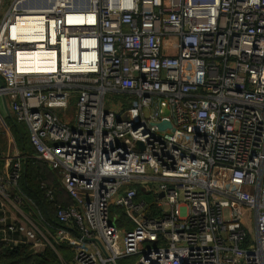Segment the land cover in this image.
<instances>
[{"label":"built area","instance_id":"built-area-1","mask_svg":"<svg viewBox=\"0 0 264 264\" xmlns=\"http://www.w3.org/2000/svg\"><path fill=\"white\" fill-rule=\"evenodd\" d=\"M5 4L0 98L73 203L27 212L16 147L4 239L57 264H264V0ZM37 50L57 68H18Z\"/></svg>","mask_w":264,"mask_h":264},{"label":"trees","instance_id":"trees-1","mask_svg":"<svg viewBox=\"0 0 264 264\" xmlns=\"http://www.w3.org/2000/svg\"><path fill=\"white\" fill-rule=\"evenodd\" d=\"M14 123V124H13ZM11 127L16 132L20 139L21 149L27 155L34 153V148L30 143L29 135L26 132L24 124L14 120ZM21 134V138L19 136ZM20 179V189L27 196L37 202L40 208L48 206L52 213L58 204L68 206L73 203L72 198L63 187L60 178L54 169H51L48 164L37 162L33 158H28L23 162ZM52 191L56 198L50 199L48 192ZM139 197L148 198L142 191L139 192ZM25 206L27 212L30 211ZM17 238L16 234H13ZM58 259L56 253L51 249H46L41 252H35L30 244L13 243L4 239L0 225V264H57Z\"/></svg>","mask_w":264,"mask_h":264},{"label":"bare ground","instance_id":"bare-ground-1","mask_svg":"<svg viewBox=\"0 0 264 264\" xmlns=\"http://www.w3.org/2000/svg\"><path fill=\"white\" fill-rule=\"evenodd\" d=\"M29 24L27 26H29ZM44 54L45 52L39 50L20 52L18 56V68L28 72H47L48 70H55V68H57L56 52H46L48 60L45 58Z\"/></svg>","mask_w":264,"mask_h":264},{"label":"crops","instance_id":"crops-1","mask_svg":"<svg viewBox=\"0 0 264 264\" xmlns=\"http://www.w3.org/2000/svg\"><path fill=\"white\" fill-rule=\"evenodd\" d=\"M0 103L1 104H3V108H4V111H2L1 109H0V129H1V127L3 126L2 124H4L5 123V125L7 126V125H12V124H10L11 123V120H12V123H13V121L14 120H16V114H15V112H13L12 110H11V107H9L7 104H5L4 103V100L2 99V98H0ZM1 104H0V106H1ZM14 124V123H13ZM8 127V126H7ZM26 127V132L28 133V128H27V126H25ZM13 131V133H14V135H16V133L14 132V129L12 130ZM7 132L9 133L10 132V130H7ZM11 133V137H13V133L12 132H10ZM29 135V134H28ZM17 136V135H16ZM15 138V137H14ZM16 140V139H15ZM10 148H11V139H9V142L7 141L6 143H4V144H2V147L0 146V158L2 157V159L0 160V165L4 162L5 163V156H6V154H7V152L10 150ZM21 149V148H20ZM22 151V150H21ZM23 152V151H22ZM33 154V153H32ZM32 154H29V155H27V158H24V160H28V158H33L31 155ZM57 173V172H56ZM62 183V182H61ZM62 185H63V183H62ZM63 187H64V185H63ZM65 188V187H64ZM66 190V189H65ZM54 198H56V196H55V194H54ZM34 200V199H33ZM36 204H35V203ZM34 204H33V206H31V209H30V213L32 212L33 213V215L34 214H41V213H43V211H44V209H41V208H39V205H37V202L34 200ZM47 209H48V206H47ZM41 215H43V214H41ZM40 215V216H41ZM36 216V215H35ZM43 216H46V215H43Z\"/></svg>","mask_w":264,"mask_h":264},{"label":"rangeland","instance_id":"rangeland-1","mask_svg":"<svg viewBox=\"0 0 264 264\" xmlns=\"http://www.w3.org/2000/svg\"><path fill=\"white\" fill-rule=\"evenodd\" d=\"M7 7H8V4H5L3 7H2V9H1V12H0V19H1V17H2V15H3V13L7 10ZM1 104V103H0ZM0 109L2 110V111H4V108H3V104H1V106H0ZM8 126V128H9V130H10V132H12L13 133V129H12V127H11V125L9 126V125H7ZM9 132V134L6 132V129H5V127L4 126H2L1 127V129H0V146L2 147V144H4V143H6L7 141L9 142V139H11V148H10V150L7 152V154L10 152H13L15 149H16V147L19 149V150H22V149H20L21 148V143H20V139L18 138V136H16V135H14V133H13V137H11V133ZM15 132V131H14ZM16 133V132H15ZM19 136H20V138H21V134H19ZM15 137V138H14ZM16 139V140H15ZM23 193V192H22ZM24 194V193H23ZM25 196H27L26 194H24ZM27 197H29V196H27ZM29 198H31V197H29ZM32 199V198H31ZM40 208V207H39ZM253 227H252V230H253V232H255V226L254 225H252Z\"/></svg>","mask_w":264,"mask_h":264},{"label":"water","instance_id":"water-1","mask_svg":"<svg viewBox=\"0 0 264 264\" xmlns=\"http://www.w3.org/2000/svg\"><path fill=\"white\" fill-rule=\"evenodd\" d=\"M158 126H159V128L164 129L167 126H170V123L164 121V122L158 123ZM137 148L138 149H143V144L141 142H137Z\"/></svg>","mask_w":264,"mask_h":264}]
</instances>
